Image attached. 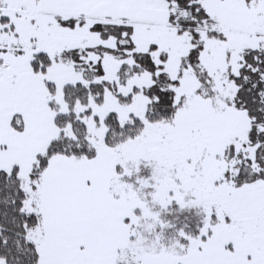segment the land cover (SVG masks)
Listing matches in <instances>:
<instances>
[{
    "label": "snow or ice",
    "instance_id": "1",
    "mask_svg": "<svg viewBox=\"0 0 264 264\" xmlns=\"http://www.w3.org/2000/svg\"><path fill=\"white\" fill-rule=\"evenodd\" d=\"M0 264H264V0H0Z\"/></svg>",
    "mask_w": 264,
    "mask_h": 264
}]
</instances>
